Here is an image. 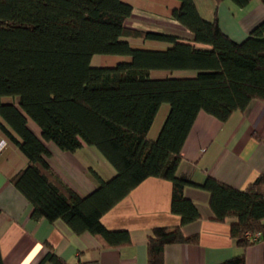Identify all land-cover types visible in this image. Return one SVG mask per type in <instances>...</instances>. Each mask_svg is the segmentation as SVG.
I'll return each mask as SVG.
<instances>
[{
    "label": "trees",
    "instance_id": "1",
    "mask_svg": "<svg viewBox=\"0 0 264 264\" xmlns=\"http://www.w3.org/2000/svg\"><path fill=\"white\" fill-rule=\"evenodd\" d=\"M229 1L245 7L251 0ZM176 2L168 14L178 22L177 32L130 25L133 4L127 0H0V132L26 159L9 180L31 204L32 220H61L74 234L89 232L105 247L129 245L132 237L127 229L107 228L102 216L144 179L168 180L170 209L180 223L151 229L148 264H163L167 244L199 241L198 234L182 230L201 217L185 195L195 185L208 193L214 220H232L230 234L242 248L219 264H245V247L264 243V172L239 189L211 175L197 184L177 169L199 112L225 122L252 100H264V20L235 40L217 14L206 19L194 0ZM97 53L122 59L91 65ZM163 104L167 113L151 139L148 132ZM51 141L69 152L96 148L114 175L106 179L91 169L96 186L80 195L51 167ZM246 232L259 237L250 240ZM44 245L37 264H71L49 242Z\"/></svg>",
    "mask_w": 264,
    "mask_h": 264
},
{
    "label": "crops",
    "instance_id": "2",
    "mask_svg": "<svg viewBox=\"0 0 264 264\" xmlns=\"http://www.w3.org/2000/svg\"><path fill=\"white\" fill-rule=\"evenodd\" d=\"M129 1L133 4V16L129 21L132 26L171 31L174 29L158 22L168 19L178 24L168 14L176 0ZM164 2L171 3L165 11L159 6ZM194 2L204 18L213 19L217 14L222 30L235 40H242L252 27L264 20V3L259 0H251L245 7L229 0L219 4L215 0ZM167 110V104L161 105L148 132L149 138L156 137ZM46 143L51 153V167L80 195L96 186L91 169L106 179L115 173L92 146L83 145L69 152L53 142ZM182 154L177 169L179 176L198 184L211 175L233 187L245 188L264 172V100H252L245 110L235 111L225 122L199 112ZM25 165V156L0 132V250L5 264H37L46 252L45 241L71 264L79 259L97 260L99 264H148L147 236L151 229L180 223L179 215L170 209L171 183L159 177L144 179L101 218L109 229L129 230L132 237L129 245L105 247L89 232L74 234L61 220L34 221L30 218L31 204L9 180L10 175ZM185 195L195 202L201 217L183 225L182 230L187 236L198 234L199 241L165 245L163 264H219L242 252L230 234L232 220L221 222L212 218L208 193L188 185ZM244 252L245 264H264V243L261 241L248 244Z\"/></svg>",
    "mask_w": 264,
    "mask_h": 264
},
{
    "label": "rangeland",
    "instance_id": "3",
    "mask_svg": "<svg viewBox=\"0 0 264 264\" xmlns=\"http://www.w3.org/2000/svg\"><path fill=\"white\" fill-rule=\"evenodd\" d=\"M129 1V0H127ZM144 1V0H143ZM167 5L171 6L170 2H164L162 4H160V9L162 10H166ZM151 25L153 24H157V23H153L150 22ZM158 24L164 25L166 27H168L169 29H176L178 27V29L180 28L179 24L174 25V23H172L170 20L168 19H164L161 20L160 22H158ZM135 43H133L134 45ZM120 59H122L121 55L118 54H102V53H97L94 54L93 57L91 58V65H114L115 63H117ZM4 100L8 101V100H14V98L12 96H4L3 98ZM164 120V119H163ZM163 122V121H162ZM29 125L30 127L37 133L40 134V129L39 127L31 120H29ZM52 142V141H51ZM54 143V142H53Z\"/></svg>",
    "mask_w": 264,
    "mask_h": 264
},
{
    "label": "built area",
    "instance_id": "4",
    "mask_svg": "<svg viewBox=\"0 0 264 264\" xmlns=\"http://www.w3.org/2000/svg\"><path fill=\"white\" fill-rule=\"evenodd\" d=\"M246 237L250 240H257L259 235L257 233L253 234L251 232H246Z\"/></svg>",
    "mask_w": 264,
    "mask_h": 264
}]
</instances>
